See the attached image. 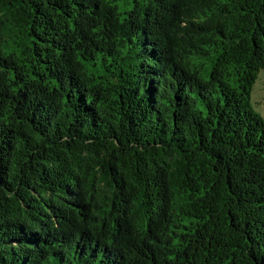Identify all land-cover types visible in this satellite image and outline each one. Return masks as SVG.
<instances>
[{
  "label": "trees",
  "instance_id": "1",
  "mask_svg": "<svg viewBox=\"0 0 264 264\" xmlns=\"http://www.w3.org/2000/svg\"><path fill=\"white\" fill-rule=\"evenodd\" d=\"M264 0H0V264H264Z\"/></svg>",
  "mask_w": 264,
  "mask_h": 264
},
{
  "label": "rangeland",
  "instance_id": "2",
  "mask_svg": "<svg viewBox=\"0 0 264 264\" xmlns=\"http://www.w3.org/2000/svg\"><path fill=\"white\" fill-rule=\"evenodd\" d=\"M251 104L253 110L264 120V69L259 73L252 88Z\"/></svg>",
  "mask_w": 264,
  "mask_h": 264
}]
</instances>
